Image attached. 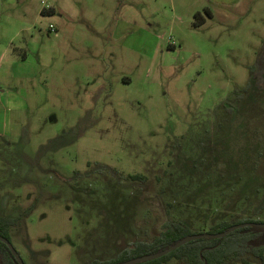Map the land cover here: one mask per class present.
<instances>
[{"label":"rangeland","instance_id":"374dc122","mask_svg":"<svg viewBox=\"0 0 264 264\" xmlns=\"http://www.w3.org/2000/svg\"><path fill=\"white\" fill-rule=\"evenodd\" d=\"M263 38L264 0H0V217L24 263L264 222Z\"/></svg>","mask_w":264,"mask_h":264},{"label":"trees","instance_id":"16d2710c","mask_svg":"<svg viewBox=\"0 0 264 264\" xmlns=\"http://www.w3.org/2000/svg\"><path fill=\"white\" fill-rule=\"evenodd\" d=\"M42 12H45L42 9ZM196 16L200 17L197 12ZM204 19H199L194 24L200 25ZM262 48L258 53L257 60L248 68L251 80L261 88L264 82V38ZM244 87L242 90H246ZM241 91H238L240 98ZM130 179L144 181L146 177L142 174L127 176ZM251 221L247 218H239L234 221H221L217 223L211 233L222 232L236 223ZM18 218L0 217V234L7 239L6 232L16 225ZM189 228L182 222H164L160 232L150 240H137L128 247L122 249L115 259L99 261L93 260L90 264H117L124 260L158 252L184 236L190 234ZM0 254L2 262L6 264H18L8 249L7 245L0 241ZM250 256L258 260V264H264V230H256L250 226L237 228L223 237L219 238H197L186 242L170 253L159 258L139 262L135 264H161L171 259L181 260L190 264H253Z\"/></svg>","mask_w":264,"mask_h":264},{"label":"water","instance_id":"95a60500","mask_svg":"<svg viewBox=\"0 0 264 264\" xmlns=\"http://www.w3.org/2000/svg\"><path fill=\"white\" fill-rule=\"evenodd\" d=\"M243 226H250L256 230H264V222L246 221V222L233 224L228 229H226L222 232H216V233L206 232V233L188 234V235L184 236L183 238L179 239L178 241L174 242L170 246H168V247H166V248H164L158 252H154V253L146 254L143 256L130 258V259L124 260L122 262H119L117 264H135V263H139V262H144V261L156 259V258H159L163 255L170 253L171 251L175 250L176 248L180 247L181 245L185 244L186 242H188L190 240L197 239V238H219V237H223L226 234H228L229 232H231L237 228L243 227ZM0 241L7 245L8 249L10 250L11 254L13 255V257L15 258V260L18 264H25L23 259L19 255V253L12 246L9 239H7L6 237H4L0 234Z\"/></svg>","mask_w":264,"mask_h":264},{"label":"built area","instance_id":"2783aa9c","mask_svg":"<svg viewBox=\"0 0 264 264\" xmlns=\"http://www.w3.org/2000/svg\"><path fill=\"white\" fill-rule=\"evenodd\" d=\"M51 29H53V25L52 24H50V26H49Z\"/></svg>","mask_w":264,"mask_h":264}]
</instances>
